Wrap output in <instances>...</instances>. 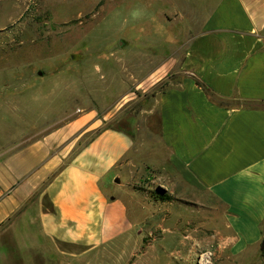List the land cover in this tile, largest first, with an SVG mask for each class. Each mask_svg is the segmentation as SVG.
I'll use <instances>...</instances> for the list:
<instances>
[{"label": "crops", "instance_id": "0c3cea01", "mask_svg": "<svg viewBox=\"0 0 264 264\" xmlns=\"http://www.w3.org/2000/svg\"><path fill=\"white\" fill-rule=\"evenodd\" d=\"M175 5L158 21L179 36L157 44L148 24L137 46L150 69L135 110L79 116L0 159V264H84L138 234L123 176L142 168L220 202L236 241L264 240V0Z\"/></svg>", "mask_w": 264, "mask_h": 264}, {"label": "rangeland", "instance_id": "374dc122", "mask_svg": "<svg viewBox=\"0 0 264 264\" xmlns=\"http://www.w3.org/2000/svg\"><path fill=\"white\" fill-rule=\"evenodd\" d=\"M177 1L0 0V159L79 116L135 110L136 83L150 69L137 46L150 43V25L161 29L157 44L179 36L160 23ZM169 180L145 168L123 176L138 234L84 264H264V240L236 241L220 202Z\"/></svg>", "mask_w": 264, "mask_h": 264}, {"label": "trees", "instance_id": "16d2710c", "mask_svg": "<svg viewBox=\"0 0 264 264\" xmlns=\"http://www.w3.org/2000/svg\"><path fill=\"white\" fill-rule=\"evenodd\" d=\"M148 196L151 197L152 199H156L162 202H170L172 200V197L170 195L167 194H158L157 191H148L147 192Z\"/></svg>", "mask_w": 264, "mask_h": 264}, {"label": "water", "instance_id": "95a60500", "mask_svg": "<svg viewBox=\"0 0 264 264\" xmlns=\"http://www.w3.org/2000/svg\"><path fill=\"white\" fill-rule=\"evenodd\" d=\"M42 73L39 72V75H41ZM261 250L264 251V242H262V245H261Z\"/></svg>", "mask_w": 264, "mask_h": 264}]
</instances>
